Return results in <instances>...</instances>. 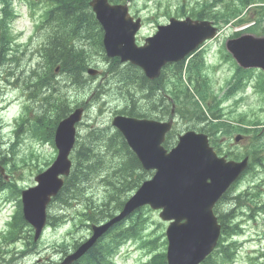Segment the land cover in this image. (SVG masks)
I'll use <instances>...</instances> for the list:
<instances>
[{
	"label": "rangeland",
	"instance_id": "1",
	"mask_svg": "<svg viewBox=\"0 0 264 264\" xmlns=\"http://www.w3.org/2000/svg\"><path fill=\"white\" fill-rule=\"evenodd\" d=\"M35 1L37 2V9L36 7L32 8L28 0L14 2L13 8L17 17L12 24V33L15 36L11 48L12 54L9 57L12 60L0 71V132H2L7 142L15 139V130L18 128L17 125L21 113L24 118H27L22 127L25 139L21 152L15 160H9L6 157L10 163L8 167L11 168L8 174L13 180H11V184H8L7 189L0 193V241L1 234L8 230V222L11 220L12 213L16 207V203L13 205L15 195L11 191V187L14 184H17L19 187L32 186L38 169L44 167V162L50 161L54 155V151L50 148L49 144L33 138L30 132L31 122L33 124L39 117L46 118V104L48 102H56L62 97H64V103L72 107L77 97L86 102L88 110L83 117L84 124H79L78 127L80 135L81 131L85 132V134L79 137V142L82 143L83 137L86 134L88 136L91 130L88 128L90 125H93V128L104 127L111 121L116 112H120L126 106L128 93L138 101H142L143 94H145L132 88L128 89L125 87L124 89V86L118 82V77L111 70V66L113 65L111 63L112 60H104L101 52L89 60L92 67L100 71V76L90 78L92 80L87 81V86L83 91L79 86L72 85L70 74L68 75L61 71L56 73L54 68L47 65L36 66L42 62L39 51L46 42L47 31L41 30L36 37L37 31L35 27L37 24L42 23L43 16L41 15V11L50 8V6L45 3V0ZM201 1L136 0L131 3V6H133V13L135 15L139 14L146 22L143 34L145 36L146 33L154 32L158 23H167L171 17L185 18L191 16L192 8ZM182 8L186 9L187 14H180ZM235 31H237L236 28L225 31L221 36L222 43L228 41L231 38V34ZM214 45L207 48L205 60L208 67L207 74H209L211 79L213 94L222 100L220 104L222 113L229 118H243L247 121H257L260 124H264V95L259 94L253 88L255 84L254 80L244 93L241 90L233 95H228L227 88L233 78L236 66L231 60L226 59L225 54L222 52L218 51V54H214V47L219 48V43ZM76 46L79 47V45ZM84 56H88L86 50H84ZM44 73H48L52 81L50 85H47L44 97H41V101L44 104V108L42 109V103L38 99H34L39 96L38 92L34 96L29 95L30 92L33 94V91L38 89L37 75ZM85 76L89 78L87 75ZM6 78H8L9 83ZM11 82L13 83L11 84ZM72 93H75V95H72ZM156 93H159V89ZM165 94L170 95V91L162 89L161 95L164 96ZM95 96L101 97V102L104 103V111L100 110L101 103H91V99ZM152 98L155 99L154 102L157 99V97ZM208 102L211 103L209 99ZM22 104H24V107H31V111H26L25 113L24 109H22ZM49 118H54V114H50ZM30 120L31 122H29ZM233 121H235L234 123L237 122L236 120ZM175 124V131L179 133L191 130L189 126L193 125L188 119L181 118H175ZM197 126L201 127V124ZM239 133L246 135V138L238 143L235 141L236 133L233 135H221L223 150L230 149L235 153H246L251 143L253 146L258 143L252 142L253 137H251V133H244L242 131ZM260 143L263 147L260 153L262 155L261 161L251 166V170L244 174L237 189L230 193L229 198L231 199L227 198L220 207L221 210L224 208L225 212H232L235 215V223L241 224L243 228V235L234 238L237 241V252L235 253V262L233 264H245L249 260H254L256 264H264V167L260 166L261 163H264V136L260 140ZM96 148L98 151H102V155L106 157L102 170L88 184L84 185L83 183L81 186L83 193L80 197L70 200L69 203H54L51 210L52 222L54 224L60 221L62 213L75 217L86 205L90 203L96 205V203L100 204L103 201V196L108 189L106 182L103 180L108 174L111 176L115 175L112 167L118 161L116 157L107 154L102 145H98ZM248 151H253V147ZM121 198L119 197L118 200H121ZM103 205L104 208L110 209L106 201ZM144 216L149 218V220L142 238L147 240L155 237L160 238L161 242H163L162 235L165 233L167 225L161 223L162 221L157 212L145 213ZM100 219L102 220L101 217ZM75 223H77V220L70 222L69 225L61 229L50 228L46 231L40 245V248L43 244L47 246V252L41 254L45 256V259L59 257L63 249L61 245L66 242V239L75 242L82 241L88 236L89 230L87 226L85 225V228L79 226L78 229L74 230ZM72 232L74 233L71 235L70 233ZM140 239L123 241L116 252L114 264H141L146 259L147 253L149 256L153 248L145 245V250L140 249L142 242ZM24 245V240L0 244V264H12V262L20 257ZM71 248L72 245L68 246L67 250H71ZM54 251L58 253L55 255ZM24 259L25 264H31L36 260L32 255Z\"/></svg>",
	"mask_w": 264,
	"mask_h": 264
},
{
	"label": "water",
	"instance_id": "2",
	"mask_svg": "<svg viewBox=\"0 0 264 264\" xmlns=\"http://www.w3.org/2000/svg\"><path fill=\"white\" fill-rule=\"evenodd\" d=\"M91 5L106 29L105 42L113 55H121L138 64L155 62L158 66L165 59L178 57L179 52L175 49L181 47L184 38L165 36L166 42L161 43L159 49L169 57L155 61L154 55L144 54V49L136 48L134 36L138 25L133 23L125 6H112L108 0H94ZM178 29L186 34L191 43L196 41L195 44L203 41L207 31L205 26L192 22L178 24ZM233 49L240 59L264 69V41L242 39L233 44ZM77 119L72 116L61 123L56 136L60 150L58 160L48 172L38 177L37 188L23 194L25 216L34 224L37 233L44 226L48 200L63 184L59 175L69 172L68 156L75 141L74 123ZM121 122L120 126L144 166L158 169L154 179L145 183L126 205L122 216L144 204L163 208L162 217L175 220L167 232L168 263L199 264L212 252L220 235L212 208L237 178L242 165L218 159L209 148L207 138L194 133L187 134L179 147L166 155L160 147L163 137L159 131L148 133L138 123L128 119H121Z\"/></svg>",
	"mask_w": 264,
	"mask_h": 264
},
{
	"label": "trees",
	"instance_id": "3",
	"mask_svg": "<svg viewBox=\"0 0 264 264\" xmlns=\"http://www.w3.org/2000/svg\"><path fill=\"white\" fill-rule=\"evenodd\" d=\"M88 2L89 0H59V3L57 4L55 10H53L48 17L50 23H54L58 25V26L57 25L54 26L51 30H49V33L51 34L52 42L55 41L56 43H58L59 41H63L64 44L66 43L65 37H64L65 30H62V29L65 26L64 24H66L67 22H73L76 20L80 22V21L88 20V14L84 11V10H87L89 7ZM260 2L264 3V0H261ZM0 3L3 4L6 10H8L11 0H0ZM247 4L249 3L247 2ZM226 9L227 11H233V8H231L229 5L227 6ZM252 18L254 19L255 25H256L255 28H253V31L257 34L264 35V28H263L264 27V7L257 8L255 12L253 13ZM7 26H8V17L6 15L5 17H2L0 19V31L2 32L3 40H6L8 36ZM63 42L61 44H63ZM7 45L8 43L5 45H3L2 42L0 43L1 47L7 46ZM56 46L57 45L54 46V49H55L54 51L56 53H60V50H61V53L63 54L64 48H62L60 44L58 47ZM60 57L64 60L66 59L67 56L65 57L60 56L59 54L58 59H60ZM66 63H69L68 59H66V61L64 62V64ZM128 163L133 169L138 167V161L136 160L135 157L133 160H129ZM120 183L122 186L121 188L118 189L119 193L122 192L123 190L127 191L133 188V186H131L128 183V179L126 177H120ZM68 184H69V181L67 183V186ZM109 200H112V198L109 197ZM119 203L121 204L122 202L119 200ZM222 253H224L225 255L231 254L229 250H226V251L223 250ZM89 256L92 257V261L95 264H104L102 258L99 255H97L95 251L94 252L92 251L89 254ZM153 261L156 262V264H167L166 257L164 254L156 255Z\"/></svg>",
	"mask_w": 264,
	"mask_h": 264
}]
</instances>
